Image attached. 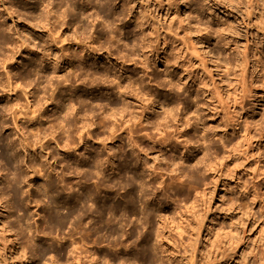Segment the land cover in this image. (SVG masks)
Returning a JSON list of instances; mask_svg holds the SVG:
<instances>
[{
	"label": "clouds",
	"instance_id": "9594fccd",
	"mask_svg": "<svg viewBox=\"0 0 264 264\" xmlns=\"http://www.w3.org/2000/svg\"><path fill=\"white\" fill-rule=\"evenodd\" d=\"M0 264H264V0H0Z\"/></svg>",
	"mask_w": 264,
	"mask_h": 264
}]
</instances>
